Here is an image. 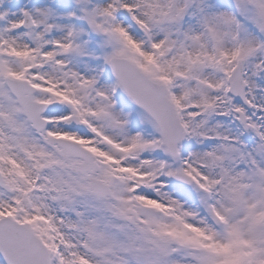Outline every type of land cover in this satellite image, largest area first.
Returning <instances> with one entry per match:
<instances>
[{
    "label": "snow or ice",
    "instance_id": "snow-or-ice-1",
    "mask_svg": "<svg viewBox=\"0 0 264 264\" xmlns=\"http://www.w3.org/2000/svg\"><path fill=\"white\" fill-rule=\"evenodd\" d=\"M0 264H264V0H0Z\"/></svg>",
    "mask_w": 264,
    "mask_h": 264
}]
</instances>
